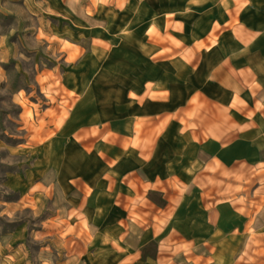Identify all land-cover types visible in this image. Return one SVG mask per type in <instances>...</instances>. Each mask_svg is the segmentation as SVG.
Returning a JSON list of instances; mask_svg holds the SVG:
<instances>
[{"label":"rangeland","instance_id":"rangeland-1","mask_svg":"<svg viewBox=\"0 0 264 264\" xmlns=\"http://www.w3.org/2000/svg\"><path fill=\"white\" fill-rule=\"evenodd\" d=\"M169 1L0 0V264H264V131L178 170L165 150L151 178L127 147L169 114L157 65L222 28L190 44L204 29Z\"/></svg>","mask_w":264,"mask_h":264},{"label":"crops","instance_id":"crops-1","mask_svg":"<svg viewBox=\"0 0 264 264\" xmlns=\"http://www.w3.org/2000/svg\"><path fill=\"white\" fill-rule=\"evenodd\" d=\"M162 10L182 11L192 18L194 28L199 25L204 29L199 39H190L192 45L205 39L210 29L207 23L217 21L222 28L210 44L198 47L196 61L176 55L157 65L156 84L169 83V114L145 118L147 126L130 133L127 146L138 148L148 178L162 174L165 150L172 152V163L180 160L178 170L193 147L195 158L200 153L215 154L236 140L254 142L264 131V0H241L238 6L213 0L202 8L188 0H170ZM180 85V92H187L181 102L177 96ZM231 133L236 137L228 140ZM125 158L130 159L122 164L127 172L136 160L130 155ZM180 217L186 220L184 215ZM220 217L218 209L213 227L219 225ZM181 230L184 234L188 231L185 227Z\"/></svg>","mask_w":264,"mask_h":264}]
</instances>
